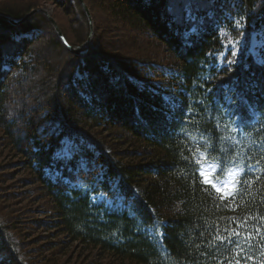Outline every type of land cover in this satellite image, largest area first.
I'll list each match as a JSON object with an SVG mask.
<instances>
[{
    "label": "trees",
    "instance_id": "16d2710c",
    "mask_svg": "<svg viewBox=\"0 0 264 264\" xmlns=\"http://www.w3.org/2000/svg\"><path fill=\"white\" fill-rule=\"evenodd\" d=\"M49 1L67 41L86 42L81 1ZM84 1L94 34L79 55L42 12L0 18V149L48 198L47 228L124 264H264V65L252 53L264 0ZM41 6L0 0V13ZM197 153L237 175L234 196L203 183ZM24 254L0 220V264Z\"/></svg>",
    "mask_w": 264,
    "mask_h": 264
},
{
    "label": "rangeland",
    "instance_id": "374dc122",
    "mask_svg": "<svg viewBox=\"0 0 264 264\" xmlns=\"http://www.w3.org/2000/svg\"><path fill=\"white\" fill-rule=\"evenodd\" d=\"M42 4L44 6L38 8L47 9L51 14H57L64 24L65 20L58 9H55L54 4H51L49 0H42ZM93 10L98 19V9L94 6ZM89 11L92 13L90 8ZM99 19H102V17H99ZM93 23L92 16L91 30L93 27L94 31ZM227 47L237 49V45H227ZM144 50L145 53L149 50L153 51L155 57L166 56L163 48H157L153 45L144 44ZM252 53L259 63H264V30L254 35ZM149 54L151 53H147V55ZM146 59L148 60L150 57H145L139 61L144 63ZM0 144L3 147L1 137ZM200 157L201 155H197V159H200ZM23 170L21 160L0 149V220L6 226L8 233L14 238L16 235L20 240L28 264H124L97 250L72 243L63 235H56L55 229H48L44 221L49 223L50 220H53L48 198L42 194L38 185L29 180L30 176ZM211 173L215 174L214 172ZM100 200H102V197H100ZM40 220L43 223L37 224ZM18 225H21L23 229L16 228ZM126 264L130 263L127 262Z\"/></svg>",
    "mask_w": 264,
    "mask_h": 264
},
{
    "label": "snow or ice",
    "instance_id": "6c2138e0",
    "mask_svg": "<svg viewBox=\"0 0 264 264\" xmlns=\"http://www.w3.org/2000/svg\"><path fill=\"white\" fill-rule=\"evenodd\" d=\"M189 3L192 2V0H188ZM186 13L188 15L191 14V9L188 8L186 9ZM238 27H242L241 22H237ZM233 51V56H235V49ZM237 61L235 60H229L227 61L229 68H231V65L233 63H236ZM230 99V97H229ZM237 120L239 121V126H243L247 121L240 116L238 113H236ZM207 157L205 154H201L200 159H197V163H201V160H205ZM224 171L223 167H220L219 164H211V163H206V164H201V168L199 170V175L203 177V183L205 184H211L213 188L219 193L223 192V195L220 196V199H225L226 197L229 196H234L235 192L232 190H225L230 186V182L227 179H217L215 176H213L212 179H209V177L206 175L207 172H215L217 174L222 173ZM235 235H239V233H235Z\"/></svg>",
    "mask_w": 264,
    "mask_h": 264
},
{
    "label": "water",
    "instance_id": "95a60500",
    "mask_svg": "<svg viewBox=\"0 0 264 264\" xmlns=\"http://www.w3.org/2000/svg\"><path fill=\"white\" fill-rule=\"evenodd\" d=\"M81 3L83 4V6L85 7L86 11H87V14H88V17L90 19V22L92 23V15L89 11V8L87 7V5L85 4L84 0H80ZM44 12L46 14V16L52 21L53 25H54V28L56 29L58 35L60 36V38L62 39L64 45L66 46V48L72 53V54H81L82 51L88 47L89 44H91V39H92V36H93V27H92V30H91V34L88 38V40L82 44V45H78V46H74V45H71L67 39L65 38V36L63 35L57 21L52 17V14L49 10L47 9H43V8H37V9H34L32 10L31 12H29L28 14H26L20 21H25L26 19H28L31 15H33L34 13L36 12ZM0 18H3L7 21H10L12 23H19L17 20H15L13 17L7 15V14H3V13H0Z\"/></svg>",
    "mask_w": 264,
    "mask_h": 264
}]
</instances>
